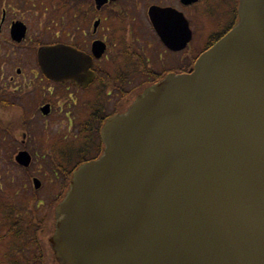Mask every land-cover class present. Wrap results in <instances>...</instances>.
<instances>
[{
  "label": "water",
  "instance_id": "95a60500",
  "mask_svg": "<svg viewBox=\"0 0 264 264\" xmlns=\"http://www.w3.org/2000/svg\"><path fill=\"white\" fill-rule=\"evenodd\" d=\"M238 17L191 73L106 121L103 154L55 209L59 264H264V0H239ZM24 35L15 23L11 38ZM37 62L87 83L86 58L67 48Z\"/></svg>",
  "mask_w": 264,
  "mask_h": 264
},
{
  "label": "flooded vegetation",
  "instance_id": "af4514ba",
  "mask_svg": "<svg viewBox=\"0 0 264 264\" xmlns=\"http://www.w3.org/2000/svg\"><path fill=\"white\" fill-rule=\"evenodd\" d=\"M6 1L20 7L14 12L44 8L36 11H45L46 25L43 37L38 33L28 44L32 70L15 68L8 82L22 79L15 81L9 101L0 90V110L19 111L6 123L11 135L0 136V264H58L51 247L55 208L73 171L103 153L102 126L167 75L191 73L198 57L238 22L239 0H0V30L5 25L9 39L19 45L23 41L11 38L12 26L22 23L26 34L28 28L21 20L5 22ZM57 47L86 58L82 76L87 83L57 82L42 73L38 50ZM32 99L40 123L67 126L55 135L69 148H50L38 157L26 142L29 135L12 132L23 119L21 102Z\"/></svg>",
  "mask_w": 264,
  "mask_h": 264
},
{
  "label": "rangeland",
  "instance_id": "374dc122",
  "mask_svg": "<svg viewBox=\"0 0 264 264\" xmlns=\"http://www.w3.org/2000/svg\"><path fill=\"white\" fill-rule=\"evenodd\" d=\"M38 3L40 4L42 1H39ZM2 6L3 8L8 9V15L6 16L5 22H7V20L9 22L13 19L21 20L28 28L25 40L19 45H15V43L9 39L8 31L5 25L2 26L0 30V90L4 93L5 100L9 101L10 95L14 94V90L17 85L16 83L21 82L22 79L16 78L14 83L11 84L8 82L9 77L15 76V68L17 67L23 68L27 73L32 70L33 66L30 63V60L33 53L28 51V44L30 39H33L36 35H38V33H41L40 36L43 37L46 25V15L45 11H36L40 8V6H37L38 8L34 9L31 7V9H28V12L22 9L14 12V6L12 4L10 5L7 1ZM14 8L16 10L20 7ZM40 9L43 10L44 8ZM21 103L23 119H17V123L12 129V132L13 130L20 129L23 133L29 135V137L26 138V142L28 141L29 143H32L38 157H44L50 148L54 149L55 152L69 148V144H66V140H63L64 142L62 143V138L59 139L55 135L60 130L65 131L67 126L62 128L58 124H51V126H47L46 123H40V120L35 117L34 108L37 103L36 99ZM18 114L19 111L11 107H7L6 109H3V111L0 110V122L3 124L12 122ZM67 134L72 139L73 135H76V127H70V132ZM5 135H11V132L5 128H1L0 136Z\"/></svg>",
  "mask_w": 264,
  "mask_h": 264
},
{
  "label": "trees",
  "instance_id": "16d2710c",
  "mask_svg": "<svg viewBox=\"0 0 264 264\" xmlns=\"http://www.w3.org/2000/svg\"><path fill=\"white\" fill-rule=\"evenodd\" d=\"M39 44H41L40 42H38V44H37V46L39 45ZM10 128H12L11 126H9Z\"/></svg>",
  "mask_w": 264,
  "mask_h": 264
}]
</instances>
